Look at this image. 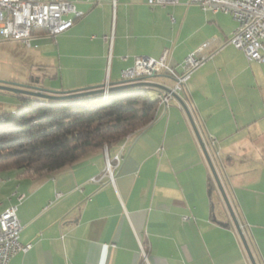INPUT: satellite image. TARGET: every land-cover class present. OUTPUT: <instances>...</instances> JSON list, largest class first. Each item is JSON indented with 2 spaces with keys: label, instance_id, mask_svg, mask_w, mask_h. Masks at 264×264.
Here are the masks:
<instances>
[{
  "label": "crops",
  "instance_id": "obj_1",
  "mask_svg": "<svg viewBox=\"0 0 264 264\" xmlns=\"http://www.w3.org/2000/svg\"><path fill=\"white\" fill-rule=\"evenodd\" d=\"M71 1L84 13L71 28L56 37L39 30L31 39L30 47L40 46L43 63L53 69L49 82L43 75L40 83L53 89L123 82L122 71L136 56L157 58L164 49L168 64L180 71L191 52L215 39L212 57L179 94L219 162L253 253L264 264V63L249 61L228 42L236 19L190 0L168 6ZM158 77L169 78L172 84L154 79L168 86L175 82L166 73ZM120 147L124 157L113 181L105 149L42 176L0 175V211L17 204L20 239L32 243L8 264H252L178 100L158 102L153 122L128 135L109 157Z\"/></svg>",
  "mask_w": 264,
  "mask_h": 264
},
{
  "label": "trees",
  "instance_id": "obj_2",
  "mask_svg": "<svg viewBox=\"0 0 264 264\" xmlns=\"http://www.w3.org/2000/svg\"><path fill=\"white\" fill-rule=\"evenodd\" d=\"M151 91L159 90L136 86L61 100L15 94L21 106L0 114V175L42 176L105 146L115 150L155 119L158 99Z\"/></svg>",
  "mask_w": 264,
  "mask_h": 264
},
{
  "label": "built area",
  "instance_id": "obj_3",
  "mask_svg": "<svg viewBox=\"0 0 264 264\" xmlns=\"http://www.w3.org/2000/svg\"><path fill=\"white\" fill-rule=\"evenodd\" d=\"M148 3L168 6L176 4L177 0H148ZM190 3L200 6L203 10L231 14L238 25L228 42L242 50L249 61L264 63V0H190ZM68 14H73V17L66 18ZM83 14L71 0H0V39L21 41L30 46L33 31L43 30L48 36L56 37L71 28L75 19ZM214 41L215 39L211 38L202 42L184 59L180 71L168 64V49H164L157 58L136 56L134 65L122 71L123 80L129 82L150 79L152 75L159 73L173 76L175 82L169 85L170 91H157L164 96V105H168L175 99L174 92L180 93L186 89L187 80L192 72L212 57L211 47ZM104 87L106 90L104 93L108 92V83ZM209 145L215 148V139H210ZM104 149L107 155L106 174L113 181L114 168L121 164L124 157L123 147H120L112 158L108 155L107 146ZM214 154L217 156L218 152ZM59 196H62V193H57V197ZM17 211V204L0 211V264H8L18 252H27L32 248V243H24L20 239L23 226ZM140 247L141 256L147 261L148 252L142 239Z\"/></svg>",
  "mask_w": 264,
  "mask_h": 264
},
{
  "label": "water",
  "instance_id": "obj_4",
  "mask_svg": "<svg viewBox=\"0 0 264 264\" xmlns=\"http://www.w3.org/2000/svg\"><path fill=\"white\" fill-rule=\"evenodd\" d=\"M158 76V74H154L150 77V79H139L135 81H129V82H120L114 85L109 86L108 91L115 90V89H123V88H130V87H136V86H142V87H149L156 90H165L170 91V87L168 85H165L163 83L157 82L154 80V78ZM0 91H8L12 92L14 94H23L27 96H32L36 98H43V99H51V100H61V99H68V98H75V97H81V96H87L91 94H97V93H104L105 87H93V88H82V89H74V90H57L50 87H47L45 85H41L40 78H36L35 82L33 83H24V82H12L0 79ZM174 98L178 100L182 106V108L186 111L189 120L192 124V127L196 133L197 139L200 143V146L203 150V153L206 157V160L209 164V167L212 171L213 177L215 179L216 185L222 195V198L225 202V205L227 207V210L230 214V217L241 237L242 243L247 251V254L249 256V259L252 264H259L253 250L251 248V245L249 243V240L245 234V231L243 229V226L241 225V222L236 214V211L233 207V204L230 200V197L228 195L227 189L225 187V184L219 174L218 167L216 166V163L213 160L211 151L203 139L200 130L196 124V121L193 117V114L191 112V109L189 106L185 103V101L181 98L179 93L174 92Z\"/></svg>",
  "mask_w": 264,
  "mask_h": 264
},
{
  "label": "rangeland",
  "instance_id": "obj_5",
  "mask_svg": "<svg viewBox=\"0 0 264 264\" xmlns=\"http://www.w3.org/2000/svg\"><path fill=\"white\" fill-rule=\"evenodd\" d=\"M38 48L41 47H36L35 42H32L30 47L21 41L0 39V79L27 83L32 76L40 78L46 75L45 80L48 83L53 69L45 66L42 58L44 54ZM154 79L172 84V81L166 77L156 76ZM151 93L153 94V91ZM21 104L22 100L17 95L8 91H0V114L6 111L14 112Z\"/></svg>",
  "mask_w": 264,
  "mask_h": 264
},
{
  "label": "bare ground",
  "instance_id": "obj_6",
  "mask_svg": "<svg viewBox=\"0 0 264 264\" xmlns=\"http://www.w3.org/2000/svg\"><path fill=\"white\" fill-rule=\"evenodd\" d=\"M107 93H108V92L103 93V94L106 95ZM157 99H158V102H159V103H164V96H161V94L158 93Z\"/></svg>",
  "mask_w": 264,
  "mask_h": 264
},
{
  "label": "flooded vegetation",
  "instance_id": "obj_7",
  "mask_svg": "<svg viewBox=\"0 0 264 264\" xmlns=\"http://www.w3.org/2000/svg\"><path fill=\"white\" fill-rule=\"evenodd\" d=\"M33 82H35V77L32 76L27 83H33ZM24 83H26V82H24Z\"/></svg>",
  "mask_w": 264,
  "mask_h": 264
}]
</instances>
